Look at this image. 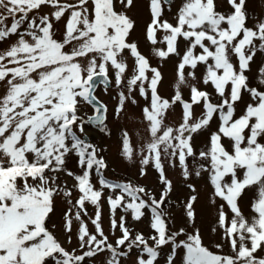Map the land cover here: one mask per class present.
Returning a JSON list of instances; mask_svg holds the SVG:
<instances>
[{
  "label": "snow or ice",
  "instance_id": "obj_1",
  "mask_svg": "<svg viewBox=\"0 0 264 264\" xmlns=\"http://www.w3.org/2000/svg\"><path fill=\"white\" fill-rule=\"evenodd\" d=\"M116 2L0 0V42L16 37L0 52V264H84L86 258L105 252L109 253L106 264H121V258L134 248L139 249L135 264H157L160 249L166 245H171L166 264H176L181 254L182 264H264V258L256 255L258 250L264 251V91L250 86L246 75L257 51H264V18L257 17L249 26L247 0H227L230 11H218L217 0H183L175 23H171L163 16L164 6L170 10L172 0H149L146 40L153 45L152 54L160 60L178 57L174 95L165 98L159 92L162 72L151 65L136 42H130L135 22L124 9L132 8L135 0H119L120 10ZM42 6L54 11L38 18L30 15ZM66 14L58 39L53 20L60 21ZM181 39L186 42L182 52ZM158 44L164 47H155ZM126 52L133 60L131 69ZM198 66H204L200 78ZM259 71V83L264 85V66ZM110 72H114L115 86L124 85L127 92H119L115 115L123 112L126 101L138 103L132 97L134 91L147 102L141 111L150 140L142 148L141 164H151L159 174L163 190L158 199L131 182H109L103 174L105 159L84 139L86 126L104 131L107 106L95 93L99 85L107 90L112 83ZM201 83L214 89L219 102L214 103L211 94L201 90ZM182 88L190 90L189 100L183 98ZM245 94L252 102L238 114L237 105ZM82 102L93 106L87 119L80 114ZM177 104L182 108L181 122L178 127L167 126L169 110ZM194 106H202L198 119ZM214 117H218V127L197 153L194 134L208 129ZM122 153L133 159L127 131ZM70 154L77 157L82 174L67 168ZM197 156L207 164H200L195 176L207 173L212 196L223 202L218 206L216 224L231 254L211 251L199 228L187 233L184 228L172 231L169 227L164 205L173 184L166 176L164 160H178L182 176L188 180L187 160ZM93 171L100 190L91 182ZM61 174L74 181L72 187L79 193L74 201L67 180L61 187ZM140 174H145L143 168ZM188 188L196 191L191 184ZM253 188L256 198L251 210L255 216L250 221L239 202ZM103 189L115 193L107 197L113 217L119 209L139 221L144 210L150 209L154 234L145 238L137 233L133 238L121 215L110 221L111 229L121 232L115 246L110 243L102 227ZM58 196L69 205L63 214V231L69 234L70 243L74 220L78 222L79 248L87 249L82 254L63 247L48 226ZM196 200L197 196H190L185 209L193 224ZM86 204L95 207V215L89 217L95 234L83 219L88 217ZM211 231L217 232V227Z\"/></svg>",
  "mask_w": 264,
  "mask_h": 264
},
{
  "label": "rangeland",
  "instance_id": "obj_2",
  "mask_svg": "<svg viewBox=\"0 0 264 264\" xmlns=\"http://www.w3.org/2000/svg\"><path fill=\"white\" fill-rule=\"evenodd\" d=\"M73 2V0H69ZM183 0H174L171 4V9L169 10L168 6H164V16L163 19L168 20L171 23H175V15L182 4ZM149 0H135L134 6L130 9H124L127 15L135 22L134 31L130 35V42H136L138 44L139 50L142 54L149 58L150 63L153 67H158L162 72L163 81L159 87V92L161 96L165 98H171L174 95L173 84L175 81V67L178 62V57L172 56L168 60H160L155 57L151 49V45L146 40V26L151 20L149 12ZM218 11H230V6L227 4V0H217ZM117 10H120L119 0L116 2ZM247 8L249 12V26H252V21L257 17L264 18V0H247ZM54 11L50 6H42L39 10L34 11L30 15H34L37 18L40 15H50ZM66 17H62L60 21L53 20L54 27L56 30V36L59 39L61 33L64 30V24L66 23ZM10 25L11 21H6ZM26 26V25H25ZM161 37L163 33L159 34ZM16 40L15 36H12L10 39L0 42V52L7 50L12 43ZM258 43V42H257ZM186 42L182 39L180 41L181 52L185 49ZM155 47H164L162 44H158ZM128 56L127 52L125 53ZM234 62H235V58ZM128 64L131 69L133 60L128 56ZM264 66V51H257L256 56L253 59V62L250 64V70L246 73L249 77L250 86L257 87L258 90L264 91V85H260L259 81L260 68ZM204 71V66H198L197 77H202ZM131 72L127 74L130 76ZM110 79L112 83L105 90L103 85L97 87L96 96L97 98L107 106V119L103 125L104 131H101L99 127L96 126H86L88 128L85 138L87 141L91 142L96 146L98 150V155L103 157L107 163V168L103 170L104 177L109 180L111 183H124L131 182L135 186L145 187L153 196L157 199L160 196L161 191L163 190V185L160 183L159 174L157 170L151 165L143 166L141 164V158L144 153H142L143 146L150 140V136L146 130V123L142 118V107L147 105V102L139 96L138 90L132 93V97L137 100V104L133 105L130 100L126 101L124 110L119 116L115 115V109L118 106L119 92L125 91L124 85L121 88L115 86L114 81V72H110ZM150 75V74H149ZM126 84V80H125ZM201 90L208 91L212 96V101L214 103L219 102V97L214 93V89L210 86H204L202 83L199 85ZM3 92V89H0V93ZM183 98L185 100L190 99V90L188 88H182ZM252 102L250 97L245 94L243 97V102L238 103V114L239 110L246 106V103ZM93 109L87 106L85 103L80 104V114L84 119H87L88 116H91ZM202 114V106H194V116L199 118ZM182 108L179 104L173 106V109L169 110L167 119L165 121L167 126L178 127L181 122ZM218 127V117H214L213 121L210 124V127L198 134H194L193 144L197 150V153L205 148V145L208 143L209 134L211 131H215ZM127 131L130 136V142L133 147L134 155L132 160H128L123 156L122 153V138L123 133ZM175 164V166H173ZM200 164H207L206 161H201L198 156L197 158L189 157L187 160V165L190 169V177L188 180H184L182 176L181 169L179 167L178 160L172 161L165 159V173L169 180L172 181L173 188L169 194V197L164 205L165 211L167 212V220L169 227L172 231H177L180 228H184L187 233H192L194 228H199L203 243L205 246L209 247L211 251L219 252L220 254H231V249L229 245L222 238V230H220L216 224L217 220V210L219 204L223 203L219 198L212 196V188L207 180V173L201 174V177L195 176V170ZM67 168L73 171L75 174H82V169L79 168L77 164V157L73 154H70L67 157ZM141 168L144 169L145 174L142 176L140 174ZM68 181V187L72 189L73 196L71 199L73 201L78 198L79 193L72 187L74 181L70 177H65L63 174L60 175L61 187H63V182ZM91 182L95 187L100 190V185L98 182L97 174L93 171L91 176ZM191 184L195 187L196 191L192 192L188 185ZM103 196L101 198V218H102V227L105 235L108 236L109 242L115 246V241L121 236L119 229L113 231L110 227V221L112 218L119 220L121 215H124L127 221V226L132 232V236L137 233H142L145 238H148L150 235H153V231L150 227L151 222V210L145 209V215L139 221H135L131 218L130 213H123L117 209L115 217L112 216L107 204V197L114 196L115 193L111 192L108 189H103ZM192 195L197 196V200L194 203L195 211V221L194 224L188 221L186 216V204L188 198ZM256 198L255 188L251 190H246V194L240 200V206L243 214L246 218L251 221V218L255 216V213L251 210V202ZM145 199H147L145 197ZM212 200L216 201V204H212ZM69 205L66 203V199L62 196L56 198L55 212L51 214L50 219L48 220V226L50 230L54 232L57 239L61 242L62 246L69 251H75L76 254H82L84 250L79 248V241L76 235V226L78 222L74 220V228L71 233V242H68L69 234L63 231V214L67 210ZM88 211V217H83L85 222L89 226V230L92 234H95L94 226L91 225L89 217L95 215V207L91 204H86ZM225 210L227 208L225 206ZM76 209H73V213ZM150 211V212H149ZM229 218L231 213L228 212ZM54 226V227H53ZM217 227V232L213 233L211 229ZM181 239L185 237H180ZM220 243L222 247L216 249L215 245ZM149 244H152V241L149 240ZM171 251V245H166L160 249L161 255L158 259L157 264H166L167 255ZM182 250H178V253H181ZM139 254V249H132L127 257L121 258V264H135L137 256ZM256 255L260 258H264V251H259ZM109 258V253L105 252L98 254L93 258H86L84 264H106V260ZM176 264H182V254L178 255Z\"/></svg>",
  "mask_w": 264,
  "mask_h": 264
},
{
  "label": "flooded vegetation",
  "instance_id": "obj_3",
  "mask_svg": "<svg viewBox=\"0 0 264 264\" xmlns=\"http://www.w3.org/2000/svg\"><path fill=\"white\" fill-rule=\"evenodd\" d=\"M174 0H172V2H173Z\"/></svg>",
  "mask_w": 264,
  "mask_h": 264
}]
</instances>
